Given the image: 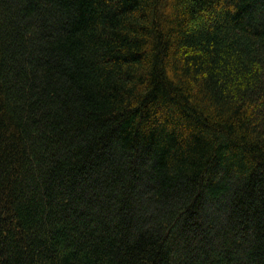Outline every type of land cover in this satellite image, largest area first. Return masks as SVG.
<instances>
[{"label":"trees","instance_id":"trees-1","mask_svg":"<svg viewBox=\"0 0 264 264\" xmlns=\"http://www.w3.org/2000/svg\"><path fill=\"white\" fill-rule=\"evenodd\" d=\"M0 264H264V0H0Z\"/></svg>","mask_w":264,"mask_h":264}]
</instances>
